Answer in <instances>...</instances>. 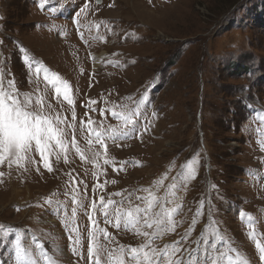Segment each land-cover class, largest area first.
I'll return each instance as SVG.
<instances>
[{"label":"rangeland","instance_id":"374dc122","mask_svg":"<svg viewBox=\"0 0 264 264\" xmlns=\"http://www.w3.org/2000/svg\"><path fill=\"white\" fill-rule=\"evenodd\" d=\"M45 70L68 82L71 104ZM0 74L68 132L52 172L37 152L0 165V264H15L17 233L37 264H48L38 244L55 264H88L89 214L109 250L138 247L142 235L103 223L100 197L127 211L149 193L181 206L152 247L179 242L185 264H264V0H0ZM137 106L131 135L96 143L91 129L129 131L119 114Z\"/></svg>","mask_w":264,"mask_h":264},{"label":"snow or ice","instance_id":"6c2138e0","mask_svg":"<svg viewBox=\"0 0 264 264\" xmlns=\"http://www.w3.org/2000/svg\"><path fill=\"white\" fill-rule=\"evenodd\" d=\"M75 23H78L76 21ZM99 28V25H97ZM24 52L25 49L21 48ZM28 57L25 56V61ZM37 73L40 72V68L36 69ZM2 76V74H0ZM44 80H46L53 89L57 96L63 94L65 100L69 104L72 103L71 96L69 95L70 88L66 80L61 79L56 73L48 74L45 70ZM14 81L9 80L7 83V89L4 86L3 80L0 79V165H3L5 161L8 162V166L12 165L23 166L25 160L29 163L32 162V153L37 152L43 167L52 172L53 168L49 161V156L59 149L61 152L66 151L65 136L68 132L60 127V124L64 123L59 117L55 119L49 117L44 112V104L40 99H37L33 103L31 97L28 94H21L14 91ZM21 95L23 98L21 99ZM50 107V105L48 106ZM114 115H117L114 113ZM141 115L139 107L127 111L124 114H119V118L123 120L125 125L132 126L129 131H124L123 128L109 127L97 131L91 129L90 131L95 134V141L99 145H104L105 139L110 138L113 141L120 137L129 136L135 129L136 119ZM156 115V113H153ZM75 119V114H73ZM71 127V126H70ZM147 128H145V131ZM74 131V129H73ZM89 140V144H91ZM73 147H76V140H72ZM261 150L264 151V141H261ZM77 153H80V149L76 147ZM59 153H57V156ZM97 153L93 154V159L97 156ZM81 159H84L81 154ZM107 163V161H106ZM4 173L0 172V177H3ZM175 187V186H173ZM147 191V190H145ZM67 195V193H66ZM114 195H120L115 193ZM86 195L82 198L73 195L72 200L78 204V207L87 212L88 207L97 210V204L93 201L90 205L85 204ZM138 199H144L139 197ZM101 207L99 211L103 214V223L105 225H112L113 227L120 229H131L138 235H142L146 238L145 243H141L138 247H125L120 245L115 250H109L105 244L100 243V237L104 240L110 239V233L107 228L99 227V222L95 216L89 214L88 219L91 221L93 228L87 233L88 248L87 259L88 264H185L184 259H176V252L179 248L176 246L179 242H175L172 245H164L163 248L152 247V243L156 238L161 237L168 231H174L173 216L178 214L181 206L177 208L167 209L163 204L149 193L148 206L141 208L139 206L130 210H123L121 207L116 206L118 202L109 199L106 203L104 197H100ZM51 204L52 201H49ZM109 206H112V210L109 211ZM158 207L160 210L152 212L151 210ZM240 216L243 218L245 213L241 211ZM76 210H72V216L75 217ZM251 221V216H248ZM251 227V225H249ZM154 231H142V229H153ZM0 231H3V226H0ZM9 231H12L11 229ZM76 233L75 240L72 241L73 254L79 255V249L77 246L81 243L80 233L76 228L71 229ZM251 235V233L249 234ZM72 240V237H70ZM40 250V254L46 259L48 264H55L47 253L43 251L41 245H37ZM257 249L260 252V260L264 261V247L259 242L256 244ZM128 258L127 260L125 258ZM15 264H37L36 258L30 250L22 247L21 237L17 233L14 257ZM231 261V257L228 258ZM210 264H217V260L209 257ZM192 264V262H189ZM238 264H247V261H240Z\"/></svg>","mask_w":264,"mask_h":264},{"label":"bare ground","instance_id":"6f19581e","mask_svg":"<svg viewBox=\"0 0 264 264\" xmlns=\"http://www.w3.org/2000/svg\"><path fill=\"white\" fill-rule=\"evenodd\" d=\"M95 54V53H94ZM103 55L104 54H102V55H94L93 57H95L96 59H103L104 57H103ZM103 57V58H102ZM94 59V58H93ZM100 63V62H99ZM96 67V66H95Z\"/></svg>","mask_w":264,"mask_h":264}]
</instances>
